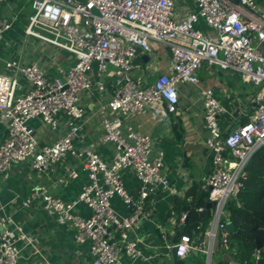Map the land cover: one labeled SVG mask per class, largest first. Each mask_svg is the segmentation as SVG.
<instances>
[{
	"label": "built area",
	"instance_id": "2783aa9c",
	"mask_svg": "<svg viewBox=\"0 0 264 264\" xmlns=\"http://www.w3.org/2000/svg\"><path fill=\"white\" fill-rule=\"evenodd\" d=\"M193 1L196 9L180 20L174 0H30L32 13L24 34L68 53L71 64L56 78L36 64L22 66L14 61L5 62L0 73V124L7 129L0 144V175L6 177L13 166L27 161L33 170L44 173L66 155L78 160L87 183L75 200L63 202L39 187L21 206L28 208L40 200L43 209L70 224L75 241L89 244L92 264H118L123 254L141 259L138 239L132 236L152 215L148 202L152 204L157 192L170 188L163 153H153L151 138L130 127L124 129V121L151 109L174 114L179 103L177 85L198 83L196 71L204 62L237 72L242 82L256 89L253 112L234 131L223 133L217 120L224 109L210 89L202 91L204 147L212 155L202 188L208 190L214 206L202 242L200 235L192 233L181 235L170 247L184 258L196 250L210 256L217 246H228L227 204L239 205L245 165L264 144V2ZM200 22L212 36L198 28ZM11 25L0 23V45ZM151 43L169 48L172 72L147 84L145 77L133 75L139 69L134 60L151 57ZM145 70L150 71L148 65ZM18 76L28 84L22 95L16 94ZM93 88L99 100L108 97L98 101L97 118L98 143L115 148L110 163L93 147L74 145L85 118L78 103ZM60 114L67 119L65 133L51 145L38 146L28 122L38 119L53 131ZM125 171H131L140 184L136 197L123 183ZM67 172L68 178L76 177L73 170ZM113 198L120 199L130 212L117 213L110 203ZM80 204L91 211L90 217L74 212ZM9 223V218L0 216V264H17L22 251L19 245L33 243L20 226L11 228ZM157 228L166 240L164 230ZM252 258L254 264L264 258V248L255 249Z\"/></svg>",
	"mask_w": 264,
	"mask_h": 264
},
{
	"label": "crops",
	"instance_id": "0c3cea01",
	"mask_svg": "<svg viewBox=\"0 0 264 264\" xmlns=\"http://www.w3.org/2000/svg\"><path fill=\"white\" fill-rule=\"evenodd\" d=\"M174 1L176 17L180 20L196 9L193 0ZM31 13L30 0H6L0 4V23H12L11 28L4 32L0 45V73L4 72L5 62L14 61L22 66L36 64L51 78L60 77L71 64L70 55L24 34ZM198 28L210 36L213 35L201 22ZM150 47L152 56H139L142 60L134 63L139 69L135 68L133 71V75L145 77L143 81L147 84L160 74L172 72L169 48L160 43H151ZM146 65L150 69L148 72L145 70ZM196 76V84L177 85L179 103L174 114H168L166 111L155 112L151 109L145 114L129 117L124 121V129L130 127L151 138L153 153H163V171L169 180L170 188L157 192L153 196L152 204L148 202L152 215L149 220L141 222L132 236V239H138L137 248L142 258L133 259L123 254L118 264H246V261L241 263L235 258L237 249L235 245L231 246V233L228 246H217L210 256L196 250L180 258L175 254V249L170 247L178 242L183 233L184 222L187 221L186 212L179 213L175 205L194 184L200 186L201 197L202 180L212 166V155L204 147L207 132L202 91L210 89L224 109L217 120L223 133L234 131L248 120L256 93L255 88L241 81L237 72L222 69L218 65L204 62L196 71ZM16 79V94L26 93V81L20 76ZM107 99L104 95L103 99L99 100L94 88L81 95L78 104L84 110L85 118L74 145L77 148L93 147L106 163H110L115 152L114 146L98 143L100 130L97 103ZM66 121V117L60 114L57 128L53 131L38 119L30 120L28 125L35 133L38 146H42L55 143L65 133ZM6 135V127L0 124V144ZM68 168L76 173L75 178L67 177ZM86 183L87 177L82 164L70 155H66L61 162L44 173L33 170L27 161L13 166L6 177L0 175V216L10 219L11 228L20 226L33 239L32 244L19 245L22 251L17 264H92L89 244H79L75 241V231L70 224L43 209L40 200L28 208L21 206V202L39 187L47 188L50 195L63 202H71L78 197ZM123 183L126 190L136 197L140 184L131 171L123 173ZM202 199L204 205L198 208L199 214L205 207L204 198ZM186 201H190V197ZM110 203L121 215L130 212L118 198H113ZM210 210H207L209 215ZM74 212L82 218L91 215V211L83 204L76 206ZM206 215H200V218L203 219ZM157 226L166 233V240L162 238ZM203 233L195 229L193 236L200 235L199 241L202 242ZM251 261L254 262L252 256Z\"/></svg>",
	"mask_w": 264,
	"mask_h": 264
},
{
	"label": "trees",
	"instance_id": "16d2710c",
	"mask_svg": "<svg viewBox=\"0 0 264 264\" xmlns=\"http://www.w3.org/2000/svg\"><path fill=\"white\" fill-rule=\"evenodd\" d=\"M245 178L243 187L238 196V203L227 204L229 212V224L233 229L230 234L231 246H236L235 258L241 263L253 264L251 256L255 250L254 242L236 233L238 229L248 230L253 227L264 229V144L260 146L249 158L245 165ZM190 197V201H186ZM204 202L200 197V186L194 184L185 194L184 198L175 205L179 213L186 212L187 221L183 225L181 235L191 236L197 228L198 232H204L208 225L210 215L203 219L197 211L203 207ZM180 235V236H181Z\"/></svg>",
	"mask_w": 264,
	"mask_h": 264
},
{
	"label": "water",
	"instance_id": "95a60500",
	"mask_svg": "<svg viewBox=\"0 0 264 264\" xmlns=\"http://www.w3.org/2000/svg\"><path fill=\"white\" fill-rule=\"evenodd\" d=\"M140 60H142V58L137 57L134 60L135 61L134 63ZM252 112H253V109H252ZM201 197L204 198V201H205V207L202 210V212H200V215L203 216L207 214V210L211 209L214 206V203L208 201V190L206 189L201 190ZM226 229L229 232V234L233 232V229L231 228L229 223ZM236 233L243 237L251 239L254 242L255 249L261 250L264 248V229H258L257 227H253L248 230L238 229ZM256 264H264V258H261Z\"/></svg>",
	"mask_w": 264,
	"mask_h": 264
}]
</instances>
